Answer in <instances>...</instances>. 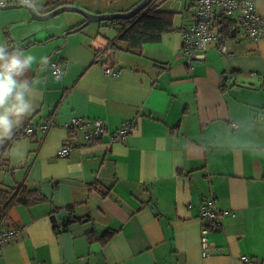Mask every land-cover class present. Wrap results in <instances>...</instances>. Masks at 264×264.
Masks as SVG:
<instances>
[{"label": "crops", "instance_id": "1", "mask_svg": "<svg viewBox=\"0 0 264 264\" xmlns=\"http://www.w3.org/2000/svg\"><path fill=\"white\" fill-rule=\"evenodd\" d=\"M37 3L44 12L131 9L111 0H59L49 9L46 0ZM254 3L264 17V0ZM156 8L175 14L174 31L144 44L141 54L115 47L126 44L112 22L69 33L86 21L81 14L45 24L23 8L0 11V43L36 57L27 73L34 111L14 132L23 125L36 131L0 155V190L25 185L45 198L11 209L3 228L20 233L0 252V264H244L242 256L264 264V156L245 151L264 149V39L237 31L224 39L231 55L210 47L189 63L181 32L194 7L164 0ZM53 61L62 63L59 78ZM104 66L119 74H105ZM51 115L57 125L44 133L39 127ZM73 117L103 120L109 131L130 119L137 127L121 142L105 135L89 146L79 132L68 141L63 124ZM14 145L22 158L7 154ZM66 145L70 154L60 157ZM206 199L222 212L208 238L224 251L211 257L202 255ZM64 210L80 220L54 223L51 216ZM93 231L114 235L91 242Z\"/></svg>", "mask_w": 264, "mask_h": 264}, {"label": "built area", "instance_id": "2", "mask_svg": "<svg viewBox=\"0 0 264 264\" xmlns=\"http://www.w3.org/2000/svg\"><path fill=\"white\" fill-rule=\"evenodd\" d=\"M156 0L151 8H156L160 2ZM194 7L192 22L182 30V49L187 56L188 62H192L200 53L210 47H217L223 54L231 55L229 47L224 43L221 35L220 25L224 20L227 23L226 32L235 34L237 31L242 32L249 40L259 42L264 39V17L261 16L255 6L254 0H187ZM26 5L33 6L34 0H25ZM11 4H20L19 0H2L0 6ZM231 37V36H230ZM228 37V38H230ZM52 74L59 78L63 75V66L59 61L51 63ZM104 73L110 76H116L119 71L104 66ZM55 116L51 115L40 125V130L44 133L56 126ZM69 132V139L78 132L84 137L87 145L92 146L100 142L105 135L110 138V143L114 144L123 141L131 135L137 127L136 119H130L127 123L115 131H109L103 120H87L73 117L70 121L63 124ZM36 129L33 126H27L24 133L27 136L34 134ZM264 150V149H263ZM70 154V147L64 146L59 150L60 157H67ZM222 212L215 205L213 199H206L200 207L201 242L203 257H211L223 253L224 249L212 244L208 235L211 230L218 228L221 222ZM20 229L17 227L3 228L0 231V252L11 241L17 238ZM244 264H256V261L249 256H242ZM35 264H44L36 262Z\"/></svg>", "mask_w": 264, "mask_h": 264}, {"label": "trees", "instance_id": "3", "mask_svg": "<svg viewBox=\"0 0 264 264\" xmlns=\"http://www.w3.org/2000/svg\"><path fill=\"white\" fill-rule=\"evenodd\" d=\"M116 1V0H111ZM35 5L38 7L39 13H45L42 6L34 0ZM52 0H46V7L53 5ZM175 14L167 11H160L157 8H151L147 11H142L138 15L130 19H119L111 21L114 25L119 26V38L120 42L126 44L124 48L119 46L115 42L117 49H123L135 53H142V46L146 43H159L162 41L163 36L166 33L174 31L173 22ZM88 23L85 21L69 30V33L82 30ZM221 35L223 39L231 36L226 32L227 23L224 20L221 21ZM52 39V38H50ZM48 39V40H50ZM26 125H23L19 130L15 131L12 138L7 140L2 146H0V155L8 149L11 144L18 139L21 135H24V129ZM45 198L35 191H30L25 185H20L11 190H0V231L3 229V224L6 221L11 209L19 204L33 205L44 201ZM74 219H77L76 217ZM77 220H80L79 218ZM114 235L113 231H107L103 235H98L96 232H90L89 241H100L106 243Z\"/></svg>", "mask_w": 264, "mask_h": 264}, {"label": "clouds", "instance_id": "4", "mask_svg": "<svg viewBox=\"0 0 264 264\" xmlns=\"http://www.w3.org/2000/svg\"><path fill=\"white\" fill-rule=\"evenodd\" d=\"M19 2L27 6L25 0ZM29 8L36 9L35 6ZM48 61L47 56L40 58L42 65H47ZM35 62L34 55H26L19 47L10 50L7 44L0 43V146L12 138L14 130L34 111V82L28 78L27 73ZM245 151L253 156H264V150ZM7 154L18 159L24 153L19 145H14Z\"/></svg>", "mask_w": 264, "mask_h": 264}, {"label": "water", "instance_id": "5", "mask_svg": "<svg viewBox=\"0 0 264 264\" xmlns=\"http://www.w3.org/2000/svg\"><path fill=\"white\" fill-rule=\"evenodd\" d=\"M52 1L53 3H57L59 0H52ZM155 1L156 0H141L137 5H135L129 11L109 13V14L90 13L74 5H62L48 12L39 13L36 9L29 8V7H32L29 5H27L28 6L27 7L21 4H11V5H6V6H0V11L8 10V9H15V8H23L30 13L33 19L37 21H45L61 13L72 12V13L81 14L85 18L86 22L89 24V23H101L105 21L111 22V21H115L119 19L133 18L134 16L138 15L142 11L144 10L147 11L148 9H150ZM234 36H235L234 34H231V37H234ZM75 217L76 216L74 214H71L68 210H64L55 215H52L51 220L58 225H64L67 220H69L70 218H75Z\"/></svg>", "mask_w": 264, "mask_h": 264}, {"label": "rangeland", "instance_id": "6", "mask_svg": "<svg viewBox=\"0 0 264 264\" xmlns=\"http://www.w3.org/2000/svg\"><path fill=\"white\" fill-rule=\"evenodd\" d=\"M40 1L44 3L45 0H40ZM139 1L140 0H116V1H111V2H114V5L119 6L120 8H124V9L131 8L132 9L135 5H137L139 3ZM33 6L36 7V10H38L37 9L38 7L35 4ZM77 7H79V6H77ZM45 8H47V7H45ZM47 9H49V8H47ZM65 14L77 15L78 13H66V12L61 13V14H59V15L51 18V19L43 21V23L50 24V23L58 22L61 18H64L62 16H66ZM108 23H109V21L101 22V24H104L105 27L107 26ZM97 24H100V23H97Z\"/></svg>", "mask_w": 264, "mask_h": 264}]
</instances>
